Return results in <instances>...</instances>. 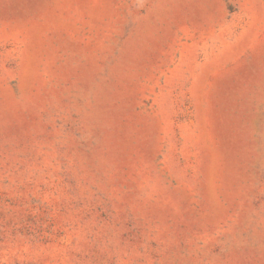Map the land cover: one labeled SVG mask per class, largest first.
<instances>
[{
	"label": "rangeland",
	"instance_id": "rangeland-1",
	"mask_svg": "<svg viewBox=\"0 0 264 264\" xmlns=\"http://www.w3.org/2000/svg\"><path fill=\"white\" fill-rule=\"evenodd\" d=\"M0 264H264V0H0Z\"/></svg>",
	"mask_w": 264,
	"mask_h": 264
}]
</instances>
